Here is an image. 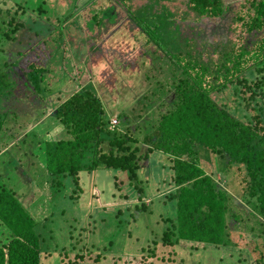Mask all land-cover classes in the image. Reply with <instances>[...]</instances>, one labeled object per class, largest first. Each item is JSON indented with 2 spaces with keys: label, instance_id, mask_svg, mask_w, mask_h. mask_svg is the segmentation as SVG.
I'll return each instance as SVG.
<instances>
[{
  "label": "rangeland",
  "instance_id": "374dc122",
  "mask_svg": "<svg viewBox=\"0 0 264 264\" xmlns=\"http://www.w3.org/2000/svg\"><path fill=\"white\" fill-rule=\"evenodd\" d=\"M248 1L226 0L229 12L219 20L192 23L177 17L176 24L184 36L205 43L207 50L220 41H244L247 34L242 33L235 15L244 13L241 7ZM138 3L134 0L131 5ZM19 6L23 14L17 10ZM38 7L43 14H38ZM169 7L185 10L179 1ZM11 18L13 24L22 25L16 31ZM88 47L95 48L94 52ZM4 63H13L14 70L22 68V72L32 67L47 69L39 93L29 84L21 86L17 73L15 80L11 78L13 87L2 98L19 115L8 118L5 139L0 142V169L7 170L3 181L37 220L41 264H255L258 250L264 253V232L259 231L264 225L247 214L253 209L239 198L232 205L243 217L242 224L228 225L236 247L193 251L188 245H155L153 241H159L164 229L163 217L175 212L164 205V199L160 202L154 197H165L173 190L171 160L160 152L145 159V146L138 152L143 157L140 182L130 181L125 172L101 169L83 172L81 190L76 192L70 178H61L59 187L46 177L41 153L44 141L68 138L51 113L87 84L120 133L131 123L149 132L158 109L164 107L159 95L168 92L166 101L171 98L174 78L170 66L159 51L145 43L123 8L108 0H0V71L6 70ZM214 96L217 103L244 120L242 98L230 86ZM119 112L128 118L123 125ZM135 134L140 132L135 130ZM141 198L149 204L146 212L140 211Z\"/></svg>",
  "mask_w": 264,
  "mask_h": 264
},
{
  "label": "trees",
  "instance_id": "16d2710c",
  "mask_svg": "<svg viewBox=\"0 0 264 264\" xmlns=\"http://www.w3.org/2000/svg\"><path fill=\"white\" fill-rule=\"evenodd\" d=\"M108 1L123 8L145 43L167 61L174 78L171 98L166 101L168 92L159 95L164 98V107L158 109L149 132L131 123L120 133L116 128L109 129L103 103L87 84L51 113L68 138L44 141L41 153L46 177L59 187L61 178H70L76 192L81 190L83 172L91 174L101 169L125 172L130 181L140 182L139 161L160 152L171 160L173 190L165 197H154L160 202L164 199V205L169 204L175 212L163 217L164 229L154 244L160 242L168 248L188 245L193 251L236 247L234 232L228 226L242 224L243 217L232 205L236 198L250 205L253 210L247 214L264 225V0L248 1L241 5L244 13L235 15L242 33L247 34L246 40L216 42L208 50L205 43L198 41V45L194 37L184 36L176 18L192 23L219 20L229 12L226 0H137L138 5L133 6L134 0ZM177 1L183 3L184 11L169 7ZM17 10L21 11V6ZM43 12L38 7V14ZM13 21L11 18L10 23ZM10 25H15L13 31L22 26ZM88 48L91 53L95 50ZM4 65L8 72L0 71V142L5 139L8 118L19 115L5 106L2 98L13 87L11 78L15 80L17 73L21 86L29 84L39 93L47 72L42 67L22 72V68L14 70L13 63ZM228 86L242 98L244 120L215 100V93ZM125 117L119 112L122 125L128 121ZM135 130L140 132L138 136ZM140 146L146 147L143 157L138 155ZM6 174V167L0 169V264H41L37 220L15 190L4 183ZM148 206L144 202L140 211L146 212ZM259 231L264 232L261 228ZM255 261L263 264L262 251L258 250Z\"/></svg>",
  "mask_w": 264,
  "mask_h": 264
},
{
  "label": "built area",
  "instance_id": "2783aa9c",
  "mask_svg": "<svg viewBox=\"0 0 264 264\" xmlns=\"http://www.w3.org/2000/svg\"><path fill=\"white\" fill-rule=\"evenodd\" d=\"M112 120H113V119H112ZM112 120L110 121L109 125H111V127L114 128V127L116 126L117 123H116L115 121H112ZM109 129H110V127H109Z\"/></svg>",
  "mask_w": 264,
  "mask_h": 264
}]
</instances>
